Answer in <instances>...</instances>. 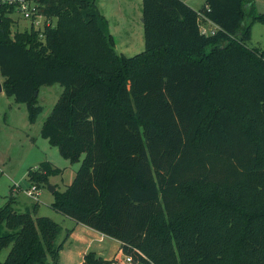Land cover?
Masks as SVG:
<instances>
[{"label": "trees", "instance_id": "obj_1", "mask_svg": "<svg viewBox=\"0 0 264 264\" xmlns=\"http://www.w3.org/2000/svg\"><path fill=\"white\" fill-rule=\"evenodd\" d=\"M53 20L11 31L0 10L3 92L33 123L39 88L63 90L40 135L80 162L49 207L120 243L134 264H264V51L254 0H141L144 49L118 53L96 0H37ZM215 25L200 30L199 17ZM37 92V95L35 94ZM27 171L38 189L62 170ZM0 207V264H57L66 236ZM94 251L80 264H112Z\"/></svg>", "mask_w": 264, "mask_h": 264}, {"label": "rangeland", "instance_id": "obj_2", "mask_svg": "<svg viewBox=\"0 0 264 264\" xmlns=\"http://www.w3.org/2000/svg\"><path fill=\"white\" fill-rule=\"evenodd\" d=\"M97 5L109 22V29L115 36L116 51L125 50L126 56H132L144 49L143 25L141 21V0H96ZM192 8L200 9L205 0H184ZM257 5L261 1L257 0ZM257 7V6H256ZM257 10V8H256ZM259 12V11H258ZM264 14V12H263ZM202 18L199 17V21ZM201 27L209 32L207 25L201 21ZM25 21H16L11 26V31H23L26 27ZM201 30V29H200ZM249 47H257L264 51V24L254 22L251 29ZM3 77L0 75V83ZM63 88L58 83L44 85L39 88L37 103L41 106V112L33 123L28 120V111L24 103H17L12 97L0 92V207L5 204L10 196L17 198L14 209L23 212L25 206L32 210L34 204L39 208L36 216H48L61 225L62 231L57 241L66 236V230L70 228L71 221L66 216L56 213L49 205L54 200L47 184H40L33 195H28V190L33 187L27 179V171L38 167L40 162L49 161L62 170L61 174L51 176L49 184L55 190L62 191L70 184L80 162L71 163L64 159L58 149L51 146L46 139L41 137L40 128L46 116L49 114L54 103L61 94ZM17 187L18 191L12 192L11 187ZM9 247L0 251V262H2ZM116 251V244H112L109 255ZM123 259L126 257L122 256Z\"/></svg>", "mask_w": 264, "mask_h": 264}, {"label": "crops", "instance_id": "obj_3", "mask_svg": "<svg viewBox=\"0 0 264 264\" xmlns=\"http://www.w3.org/2000/svg\"><path fill=\"white\" fill-rule=\"evenodd\" d=\"M184 1V0H183ZM262 3L261 5H257V0H254V7L255 10L257 8V12L263 13L264 12V0H260ZM257 6V7H256ZM192 7V6H191ZM102 13V12H101ZM105 16V15H104ZM203 24L207 25L208 29H215V25L206 20L204 17H202ZM201 21H199V27L202 30L203 28L201 27ZM109 24V22H108ZM110 30V29H109ZM111 33V31H110ZM112 34V33H111ZM114 40H115V49H116V42L117 39L115 36L112 34ZM125 48V50H120L119 53L124 54V52L128 51L127 46H122V48ZM125 55V54H124ZM73 179V178H72ZM17 190V187H11V191L15 192ZM14 199V204L17 203V198L13 197ZM51 203V202H50ZM13 204V205H14ZM16 209V208H15ZM39 208L36 207V211ZM28 210L27 206H25V210ZM71 226L70 228V234L66 237V240L63 244L62 249L60 250L59 253V260L57 264H80L82 262L84 254H86L88 251H94L97 255L101 256L102 258L105 259H110L113 260L112 264H134L132 261L128 262L123 259V254L120 251V243L119 241L106 236L86 225L80 224V223H75L71 219ZM116 244V251L113 252V254L109 255L108 251L110 249V246L112 244Z\"/></svg>", "mask_w": 264, "mask_h": 264}, {"label": "built area", "instance_id": "obj_4", "mask_svg": "<svg viewBox=\"0 0 264 264\" xmlns=\"http://www.w3.org/2000/svg\"><path fill=\"white\" fill-rule=\"evenodd\" d=\"M0 10L2 14L12 21V25L16 21H25L28 25L24 29L43 30L46 26L53 25V20L50 17L44 15L39 8L37 0H0ZM202 29L205 34H213L215 29ZM35 186L28 190V195L32 196L33 192H36ZM125 260L131 262L129 256L125 257Z\"/></svg>", "mask_w": 264, "mask_h": 264}, {"label": "water", "instance_id": "obj_5", "mask_svg": "<svg viewBox=\"0 0 264 264\" xmlns=\"http://www.w3.org/2000/svg\"><path fill=\"white\" fill-rule=\"evenodd\" d=\"M3 91L2 84L0 83V92ZM37 95V92L35 93ZM49 191L52 193L55 190V187L51 186L50 184L48 185Z\"/></svg>", "mask_w": 264, "mask_h": 264}]
</instances>
